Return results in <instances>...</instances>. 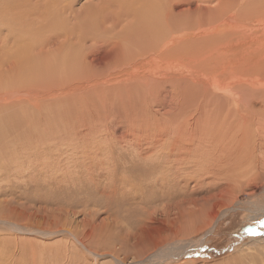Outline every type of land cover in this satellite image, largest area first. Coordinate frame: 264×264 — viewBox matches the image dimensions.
I'll return each mask as SVG.
<instances>
[{"label": "bare ground", "instance_id": "6f19581e", "mask_svg": "<svg viewBox=\"0 0 264 264\" xmlns=\"http://www.w3.org/2000/svg\"><path fill=\"white\" fill-rule=\"evenodd\" d=\"M75 1L0 6L1 53L9 63V84L0 85V157L7 141L23 139L26 155L29 145H63L57 114L67 107L71 118L97 106L99 118L122 124L109 125L121 146L150 159L187 160L208 175L221 166L264 164L263 0L237 3L226 26L223 0L209 9L193 0H95L82 14ZM162 238L151 242L152 258L172 245Z\"/></svg>", "mask_w": 264, "mask_h": 264}, {"label": "rangeland", "instance_id": "374dc122", "mask_svg": "<svg viewBox=\"0 0 264 264\" xmlns=\"http://www.w3.org/2000/svg\"><path fill=\"white\" fill-rule=\"evenodd\" d=\"M218 1L193 0L204 9ZM223 1L230 14L226 26L235 18L237 3L262 0ZM4 2L0 0L1 9ZM94 2L76 0L73 10L82 14ZM105 11L109 15L112 10ZM2 48L0 43V85H8L9 63ZM65 109L54 125L64 128L60 138L69 148L29 145L26 155L23 139L3 147L0 264H118L115 259L123 264H264V164L236 166H247L238 174L236 167L221 166L208 175L200 171L201 164L195 167L187 160H153L144 150L122 147L119 136L111 133L112 126L122 124L102 114L99 118L97 106L91 112L77 110L80 115L72 119ZM18 115L10 111L13 119ZM19 127L16 121L14 129ZM31 139L24 143L34 144ZM160 237L172 245L165 247L168 254L152 258V243Z\"/></svg>", "mask_w": 264, "mask_h": 264}]
</instances>
